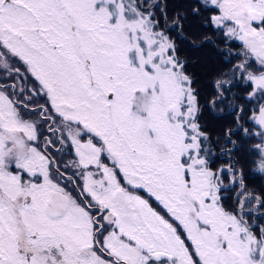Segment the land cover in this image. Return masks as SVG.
Segmentation results:
<instances>
[{
  "label": "snow or ice",
  "instance_id": "obj_1",
  "mask_svg": "<svg viewBox=\"0 0 264 264\" xmlns=\"http://www.w3.org/2000/svg\"><path fill=\"white\" fill-rule=\"evenodd\" d=\"M242 157L264 178V0H0V264H264Z\"/></svg>",
  "mask_w": 264,
  "mask_h": 264
},
{
  "label": "trees",
  "instance_id": "obj_2",
  "mask_svg": "<svg viewBox=\"0 0 264 264\" xmlns=\"http://www.w3.org/2000/svg\"><path fill=\"white\" fill-rule=\"evenodd\" d=\"M169 9L182 8L185 0H167ZM171 14V12H170ZM196 29H189V33ZM181 54L189 58L190 70L194 71L201 86L202 94H206L211 91V85L208 81L211 79L212 73L219 66V57L211 44H206L201 48H193L187 41L181 43ZM219 109H217V113ZM202 121L208 125L209 128L220 129L223 126V120L218 119L216 114H210L207 109L204 111V115L201 117ZM253 141L252 143H257ZM244 169L246 183L249 189H255L259 191L264 186V178H261L259 173L254 171L255 166L246 163L243 157L241 158V165Z\"/></svg>",
  "mask_w": 264,
  "mask_h": 264
},
{
  "label": "rangeland",
  "instance_id": "obj_3",
  "mask_svg": "<svg viewBox=\"0 0 264 264\" xmlns=\"http://www.w3.org/2000/svg\"><path fill=\"white\" fill-rule=\"evenodd\" d=\"M142 196H145V198H147V196L145 195V193L141 192L140 193ZM150 203L152 204V206L161 213V215H164L166 219H170L168 214L166 213L165 210H163L154 200H150ZM170 222H172L174 224V226H176L178 228V231H181L180 226L178 225V222H175L174 220L170 219Z\"/></svg>",
  "mask_w": 264,
  "mask_h": 264
}]
</instances>
